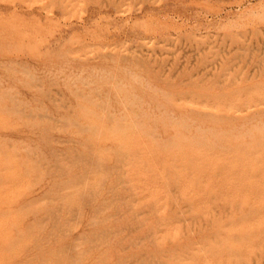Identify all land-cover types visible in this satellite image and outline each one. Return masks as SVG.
Masks as SVG:
<instances>
[{
  "label": "rangeland",
  "instance_id": "rangeland-1",
  "mask_svg": "<svg viewBox=\"0 0 264 264\" xmlns=\"http://www.w3.org/2000/svg\"><path fill=\"white\" fill-rule=\"evenodd\" d=\"M133 263L264 264V0H0V264Z\"/></svg>",
  "mask_w": 264,
  "mask_h": 264
},
{
  "label": "bare ground",
  "instance_id": "bare-ground-1",
  "mask_svg": "<svg viewBox=\"0 0 264 264\" xmlns=\"http://www.w3.org/2000/svg\"><path fill=\"white\" fill-rule=\"evenodd\" d=\"M126 56V55H125ZM104 72V71H103ZM85 80V79H84ZM69 89V88H68ZM101 96V95H100ZM60 101V100H59ZM106 102V101H105ZM105 105V104H104ZM100 106V105H99ZM107 108V107H106ZM105 108V109H106ZM229 109V108H228ZM107 111V110H106ZM260 113V112H259ZM232 115V114H231ZM251 115V114H250ZM175 117V116H174ZM257 117V116H256ZM171 120V119H170ZM241 122V121H240ZM138 123V122H137ZM175 124V123H174ZM198 129V128H197ZM93 130V129H92ZM195 131H196V129H195ZM153 132V131H152ZM208 136V135H207ZM255 150V149H254ZM59 153V152H58ZM257 153V152H256ZM37 156V155H36ZM35 159H37V158H35ZM78 161V160H77ZM74 162V161H73ZM112 169V168H111ZM160 172V171H159ZM260 175V174H259ZM201 187V186H200ZM153 200V199H152ZM51 203V202H50ZM32 207V206H31ZM129 212V211H128ZM190 232V231H189ZM119 233V232H118ZM227 238V237H226ZM229 239V238H228ZM134 264V263H133Z\"/></svg>",
  "mask_w": 264,
  "mask_h": 264
}]
</instances>
